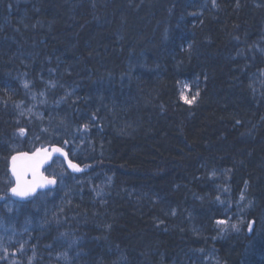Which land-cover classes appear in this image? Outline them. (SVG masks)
I'll return each instance as SVG.
<instances>
[{
    "label": "trees",
    "instance_id": "1",
    "mask_svg": "<svg viewBox=\"0 0 264 264\" xmlns=\"http://www.w3.org/2000/svg\"><path fill=\"white\" fill-rule=\"evenodd\" d=\"M180 1L0 0V219L11 217L5 207L10 158L31 148L37 132L42 133L32 117L17 110V100L35 92L25 88L24 76L41 89L49 77L44 76L45 67L64 71L69 86L78 88L86 100L94 99L106 79L101 66H124L131 58L128 50L138 55L157 52L152 60L162 64L166 52L184 49L190 54L182 59L194 73L210 74L189 83L180 94L147 86L142 101L126 103L127 91L125 108L133 107L131 119L138 131L111 137L109 155L106 150L107 157L91 162L94 170L113 174L120 193L106 196L102 204L86 194L65 207L66 212L87 228L78 232L87 241L82 246L85 264H205L196 254L202 250L217 253L228 264H240L248 229L227 241L215 237L210 229L213 218L205 214L208 207L195 195L206 196L197 179L207 169L226 173L232 197L246 186L255 200L252 220L264 200V103L248 81L264 68V5L256 0H217L212 9L205 0H186L181 12ZM23 10L28 13L23 15ZM70 70L83 73L82 79L74 80ZM86 75V81L94 78L91 92L84 88ZM73 118L89 126H81L89 137L111 136L105 122ZM21 127L24 136L18 133ZM145 177L162 195L173 187L178 198L143 199L133 187L144 192L136 183ZM214 213V218H224L219 210ZM47 228L49 240L52 230Z\"/></svg>",
    "mask_w": 264,
    "mask_h": 264
},
{
    "label": "rangeland",
    "instance_id": "2",
    "mask_svg": "<svg viewBox=\"0 0 264 264\" xmlns=\"http://www.w3.org/2000/svg\"><path fill=\"white\" fill-rule=\"evenodd\" d=\"M210 3L214 9L218 1L215 0L213 3V0H205V4L209 5ZM146 69L152 71L151 65L146 66ZM254 76L259 98L264 99V69ZM37 86L39 87V85ZM120 86L125 87V90L129 92L132 90L129 85L121 84ZM28 87L35 91L38 90V92L44 88L41 94L42 107L38 103L40 96L38 98L33 93L26 100L18 103L19 107H17L19 113L23 111L26 116L32 117L34 124L42 128V133L37 132V137L32 140V143L38 140L42 144L67 141L73 157L91 166L90 162L97 157L106 156V150L109 155L112 149L107 146H109L111 137L117 138L120 135L129 137L138 131L137 123L131 119L134 109L133 107L125 108V101L122 98L117 102V107L98 113L86 111L85 104L87 101L88 104H92L94 99L86 101L85 97L80 95L78 90L74 91L76 88L73 89L69 84L61 86L59 82L49 78L46 79V85L41 89L34 88L33 83ZM64 89L67 95L59 99L56 94L59 93V90L63 91ZM78 97L79 100L82 99V105H80ZM65 107L67 113H64ZM76 110H78V114L75 113ZM75 115L91 122H94L93 120L105 122L108 127L107 134L111 136L98 139L89 137L88 132L84 131L76 121L73 122L72 119ZM45 129L46 131H44ZM92 169L93 166L88 173L81 177L69 176L64 164L58 162L50 170L61 181L57 192L44 193L28 203L16 200L9 202L12 209H18L20 216L16 222L13 217L0 221V264H85L86 261L82 258L86 256L84 254L86 249L82 246L86 245L83 244L86 238L80 236L78 232H85L87 228L83 222L76 221L73 214L68 215V211L65 213L62 210L63 207L68 208V205H72L75 200L81 198L87 190L91 191L98 199L105 197L106 187L114 186L112 173L103 169ZM199 181L206 193L204 204L208 207L207 211L210 209L219 210L224 217L218 220L213 216L214 228L210 229L214 230V236L225 238L229 234L247 229V223L252 221L250 216L252 207H254L250 200L251 196L242 194L237 198L232 197L228 190V176L226 177L225 172L214 171L212 174L204 172L199 177ZM241 196L244 197L243 200H241ZM55 200L58 201L57 205H54ZM254 218L256 219L254 220L256 221L253 226L254 231L252 233L248 231L253 240L246 247L244 263L264 264V258H262L264 255V211H258ZM217 221H226L227 223L218 224ZM47 222H49L47 229L52 230L49 240L45 237L47 231H41L43 224ZM195 225H197L196 222ZM232 225H237L239 230H234ZM36 229H39L38 233H35ZM21 244L23 245L22 251L19 250ZM196 254L198 257L202 256L208 264H222V259L218 258L215 252L202 250L197 251Z\"/></svg>",
    "mask_w": 264,
    "mask_h": 264
},
{
    "label": "bare ground",
    "instance_id": "3",
    "mask_svg": "<svg viewBox=\"0 0 264 264\" xmlns=\"http://www.w3.org/2000/svg\"><path fill=\"white\" fill-rule=\"evenodd\" d=\"M185 1L186 0H181L180 3L178 4V9H180V11H181V7L184 5ZM256 1L258 3H260L261 5H264L262 0H256ZM22 13L24 15V13H28V12H26V10H23ZM114 17H116V16H114ZM118 47H119L118 48L119 53L120 54L122 53L124 56L126 49L123 46V43H120L118 45ZM134 50L135 49L128 50V53H130V56H131V58L129 59L130 61H129V63L124 64V66H122V67L116 68L114 70H108V68H106L105 66H101L102 71H106V73L104 74L106 76V79L101 81L102 85H100V86L96 82V86H99V92L96 93V91L98 89H96L94 91V95H95L94 104H91V103L88 104L89 102L86 100L87 106L84 108V109H86V111H94V112L101 113V111L105 110V112H106L107 110L110 111L113 107H117L116 106L117 102L121 98L122 99L124 98L125 93H128L127 90H125V87L120 86L121 84L129 85L130 89H132V90H130V93H128L126 95V97H127L126 103H136V102H138L139 99H141V101H142V96L145 97L144 93H146V87L147 86H154V88H156V90L158 92L163 91L164 87H166L167 90H169V91L172 90V91H174V93L180 94L181 91L186 90V87L189 85V83L198 82L200 79H205L207 77V75L210 74L209 72H204L201 74L199 72L194 73L192 71V69L189 67L188 63L184 62L182 59L184 57L187 58V56H189V54H190V53H185L187 55L186 56L183 53L184 49L180 51L182 53L181 55L179 54L180 53L179 50H177V51L174 50L172 52H166V58L167 59L165 58L166 60H164L162 64L159 61H155L156 62L155 63L152 60V58H154V56L156 55L157 52L156 53H150V52L144 51L143 53H141V55H138V54H136V52H134ZM126 53H127V51H126ZM66 56L69 58V53H66ZM193 57H194V55L191 56V58H193ZM70 58H71V56H70ZM161 58H164V56H161ZM64 63L66 64V62H64ZM150 63H153V64L151 65ZM143 65H144V67H142ZM150 65H151L152 71L149 69H146V66H150ZM185 67H187V69ZM262 70H260V71H262ZM70 71H71V76L74 80H77V78L80 80L82 79L81 76H83V73L82 74L76 73L73 70H70ZM63 72L64 71L59 73L54 68L53 69H47L45 67V73L47 75H44V76H49V77H46V79L50 78L52 81H57L61 84V86H64L67 84L68 78L66 77L65 74L63 76ZM67 72H69V71H67ZM24 79H26V81L28 82L29 85H31L33 83L31 80L32 78H28V76H24ZM83 79L85 80L83 82L84 88L86 90H88L89 92H91V89H92L93 85L95 84V82L93 81L94 78L86 81L87 80V75H86L83 77ZM34 81H36L35 78H34ZM248 81L249 82L252 81V83H253L252 85H256L255 76H251V78L248 77ZM70 87H72V86H70ZM77 87H78V85H77ZM72 88L75 89L76 87L74 86ZM43 90H44V88H42L40 92H38V90L33 92V94H36L38 96V98L40 96L38 103L41 105V107L43 105V104H41V98H42L41 94H42ZM77 90H78V88H76V90H74V91H77ZM65 95H67V94H65V89L63 91L59 90V93L56 94V96H58L59 99L64 98ZM70 98L72 100V97H70ZM129 98L131 100H129ZM88 100L90 101L91 98H89ZM17 101L19 103L22 101V99H19ZM259 101L264 103V99H262V98L259 99ZM262 107L264 108V105H262ZM66 111L67 110L65 107L64 113H67ZM77 111L78 110H76L75 113H77ZM72 120H73V122L75 121L74 118ZM84 120H85V118H84ZM85 125H87V124H83L80 126L85 128L84 127ZM87 127H89V126L87 125ZM95 131H92V132H95ZM66 145H69V143L67 142ZM72 160L75 163L79 164L80 166H84V161L78 160L76 158H73ZM205 171H207L208 174L214 173L213 170L205 169ZM96 172L102 173L101 171H96ZM122 173L123 172L120 173L121 176L124 175ZM199 177H201V176H199ZM199 177H198L197 181H199ZM145 178L146 179H141L140 182L136 183L137 185H139V188L144 190V192L139 191L138 189L133 187L134 193H136V194L139 193L138 194L139 196H141V194L143 193V196H144L143 199L158 198L159 196H162V197H166L168 201L172 202V200L178 198L179 195L173 194V187L170 190H165V193L162 195L157 190H154L152 188V185L155 184L154 181H152V179H150V178L149 179L147 177H145ZM192 190H194V189H192ZM196 190H198V189H196ZM228 190H229L230 194L232 195L230 188H228ZM120 191L121 190L119 188L115 189L114 186H112L111 188L106 187L105 197L118 195L120 193ZM198 192H199V190H198ZM185 193L187 195L189 192L183 193L182 190L180 192V194H185ZM199 193L197 195H195L196 197L198 196L197 200L205 203L206 202L205 197L201 196ZM86 194L89 196L91 195L92 198L95 199L96 201H98L99 204H102L105 202V197L97 199V197H95L92 194V192L89 190L84 192V195H86ZM165 194H167V195H165ZM242 194L250 195L249 192L246 191V186H244V188L241 190L238 197ZM250 198H251L250 199L251 202H253L252 204L255 205L254 198L253 197H250ZM261 201H263V202H261ZM261 201L258 204L260 206L259 211H264V200H261ZM252 209H253V207H252ZM207 210H208V208L205 209V211L207 212L205 214L208 216H212L211 218H213V215L215 214L214 213L215 210H212V209H210L209 211H207ZM204 218H205V216H204ZM243 233H244V230L241 232H238V233L229 234L225 238H219V239L227 241V240H230L232 238H239V237L243 236ZM246 235L249 237V243H251V241L253 240L252 239L253 237H251V235H249V234H246ZM86 242L87 241L85 240L83 244H86ZM198 252H200V251H198ZM216 255L218 256V258H221L217 253H216ZM245 259H246V257H245V252H244V257H243V260L241 259L240 264H245L244 263ZM175 263H176V261L171 262V264H175ZM222 264H228V262L225 259H222Z\"/></svg>",
    "mask_w": 264,
    "mask_h": 264
},
{
    "label": "snow or ice",
    "instance_id": "4",
    "mask_svg": "<svg viewBox=\"0 0 264 264\" xmlns=\"http://www.w3.org/2000/svg\"><path fill=\"white\" fill-rule=\"evenodd\" d=\"M213 3H215V0H213ZM25 88L28 87V83L25 82L24 84ZM199 93L197 92L193 96V100L195 99V96H198ZM186 103H192L191 100H188L185 98ZM19 107V105H17ZM21 115H24L25 113L21 111ZM87 128V125L84 126ZM46 131V129L44 130ZM18 133L20 136H24L26 134V129L21 127L18 129ZM66 144L67 141H64ZM52 152L60 153L65 158H67V153L63 151L62 148L54 147L52 149ZM40 157V158H38ZM51 157V153L47 151V149L43 150V156L41 157V151L37 150L33 156H28L27 153H19L18 155L11 156V173L12 176L15 177L14 186H11L12 182L10 183L9 191L12 196L19 197L21 199H27V198H35L37 196V190L38 189H44L49 185H54L56 183L55 178L49 179L48 177L43 176L39 173V168L44 162L45 159H48ZM69 166L77 172H81L84 169L80 168L79 165L72 163L71 161L68 162ZM31 175V179H28V176ZM43 194L42 192L40 193ZM4 199V197H0V200ZM244 197L241 196V200H243ZM9 211H11V208H9ZM218 224H225L226 221H217ZM256 221L252 220L247 223V229L249 233H252L254 231L253 226L255 225ZM234 230H239L237 225L231 226ZM20 251L23 250V245H20ZM262 258H264V255H262Z\"/></svg>",
    "mask_w": 264,
    "mask_h": 264
},
{
    "label": "water",
    "instance_id": "5",
    "mask_svg": "<svg viewBox=\"0 0 264 264\" xmlns=\"http://www.w3.org/2000/svg\"><path fill=\"white\" fill-rule=\"evenodd\" d=\"M54 147L62 148L61 146H48V147H45V148H39V149H37V150H40V151H41V157L43 156V150H44V149H47V151H48L49 153H51V157L48 158V159H45L44 162L42 163V165L40 166V168H39V173H40V174H42L43 176L47 177V176L44 174V169L47 168L48 166L52 165L53 162H54V159H55L56 157H60V158L64 159L65 162H66V166H67V168H68L72 173H75V174H82L83 172H85V169H84L82 166H80L79 164L75 163V162L71 159V157L69 156V153H68L66 150H64V149L62 148L63 151H64L65 153H67V158H65V157H64L63 155H61L60 153L52 152V149H53ZM37 150H36V151H37ZM36 151H35V152H36ZM35 152H33V153L24 152V153H27L28 156H33V154H34ZM18 154H19V153H18ZM18 154H15V155H18ZM38 158H40V157H38ZM69 161H71V162L74 163V164L79 165V167L82 168V169H84V170L81 171V172L74 171V170L69 166V164H68ZM10 172H11V161H10ZM11 174H12V173H11ZM13 178H14V180H15V177H14V176H13ZM31 178H32L31 175H29V176H28V179H31ZM48 178H49V177H48ZM49 179H52V178H49ZM55 180H56V183H55L54 185H49V186H47V187L44 188V189H38V190H37V194H38L39 192H41V191H45V190H49V189H55V188L58 186V180H57V179H55ZM18 198H19V197H18Z\"/></svg>",
    "mask_w": 264,
    "mask_h": 264
}]
</instances>
